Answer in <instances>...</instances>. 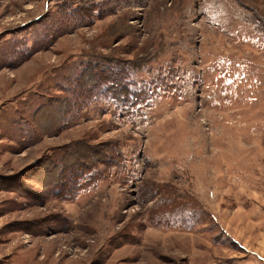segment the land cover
Segmentation results:
<instances>
[{
  "label": "rangeland",
  "instance_id": "1",
  "mask_svg": "<svg viewBox=\"0 0 264 264\" xmlns=\"http://www.w3.org/2000/svg\"><path fill=\"white\" fill-rule=\"evenodd\" d=\"M90 1L0 0V264H264V0H96L53 31ZM128 64L147 105L60 122L90 65Z\"/></svg>",
  "mask_w": 264,
  "mask_h": 264
},
{
  "label": "trees",
  "instance_id": "2",
  "mask_svg": "<svg viewBox=\"0 0 264 264\" xmlns=\"http://www.w3.org/2000/svg\"><path fill=\"white\" fill-rule=\"evenodd\" d=\"M113 2H117V3H113ZM113 2L112 3L114 6L116 5L118 6V4H120L119 1H113ZM110 8L111 7L108 8V6L106 8L104 4H100L96 0L94 1L91 0L88 3H85L84 6H78L75 8L72 5H70L66 9L61 10L62 19L63 18L64 20L66 19V23L63 29L58 28L57 22L60 20L58 19L56 20L57 22L55 21V28L53 29V31L55 33L58 32V35L61 33H63V35L67 34L68 32L73 31V29H76L77 27H81V26L83 27L85 25L91 24L94 17L101 18L107 14L113 13L109 11ZM84 10L87 11L88 13L90 12V14L87 15V13H83L82 15H80L79 12H83ZM114 12H115V8H114ZM61 24L63 25L64 23ZM90 67H92V69L90 70V74L87 79L88 82H84L83 85L77 83L76 86V88L80 89V91L82 90V92H80L79 94L74 92L73 99L71 101L70 100L64 101L63 108L61 109V114L64 119H62L60 122H62L63 120H65L64 122H66L69 119L68 116L72 114L74 108H76L79 97L88 100L93 97L102 96L106 98H111L113 101L117 102V104L120 105L123 104L125 106L135 107L140 103L142 105L143 104L147 105L149 99L154 95L150 86L145 87L142 91L139 92H136L132 89L130 81L132 80V76L135 73L134 71L135 69L132 68L131 64H128V66L127 65H121L116 67L109 66L108 68H104L102 66L101 67L98 66V68H94L93 65H90ZM154 83H156V81L153 82L152 85H154ZM84 93L86 95H83ZM74 99L75 101H73ZM113 155L116 157H113L111 159L109 157L107 158L106 161H102V156H98L101 162L98 160V162L96 161V163L98 165L103 164L104 166L109 168L112 167V165L115 166L116 159L117 158L119 159L121 157V154L120 153L118 154L116 152V155L115 154ZM77 157H79V155ZM81 159H79L78 161H80ZM82 164L81 165L78 164L79 169L76 171H79V173L77 174V176L74 175L75 177L74 180L72 181L70 180L71 182L68 181L69 182L68 185H65V189H64L65 194L63 195L69 196V199H74L80 194V186H79L80 180L84 176L89 174V172L91 173L92 171L90 170L95 167L91 165L85 167Z\"/></svg>",
  "mask_w": 264,
  "mask_h": 264
}]
</instances>
